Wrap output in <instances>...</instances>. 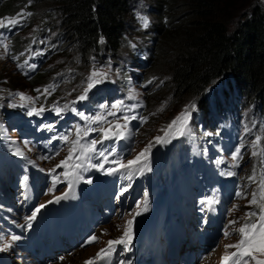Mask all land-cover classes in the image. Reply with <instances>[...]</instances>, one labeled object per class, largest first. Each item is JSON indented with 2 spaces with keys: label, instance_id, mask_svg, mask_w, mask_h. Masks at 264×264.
Returning <instances> with one entry per match:
<instances>
[{
  "label": "trees",
  "instance_id": "trees-1",
  "mask_svg": "<svg viewBox=\"0 0 264 264\" xmlns=\"http://www.w3.org/2000/svg\"><path fill=\"white\" fill-rule=\"evenodd\" d=\"M130 2L31 0L29 3V0H0L1 19L21 20L16 26L3 22L8 26L1 27L9 37L11 57L20 60L28 50L26 38L21 39L20 32L28 27L31 18L28 19L27 13L23 16L16 14L21 8L35 15L33 30L36 39L31 40L30 48L35 49L38 43L41 47L38 48L43 51L42 61L50 59L45 66L40 65L30 78L21 74L18 78L25 79L30 88H39L49 78L48 73L61 66L58 61L52 62L59 52L71 54L80 69L87 66L90 58L104 63L106 60L103 58L109 57L110 66L121 65L126 70L123 59H120L123 55L119 53L130 37L129 22L133 17ZM149 5L155 17L150 29L152 41L139 62L135 54L130 53L129 56L133 64L149 67L142 76L134 74L138 81L148 79L149 82L158 76L165 78L164 86L148 90L147 97L155 99L167 92V101L182 97L197 99V109L191 119L198 122L199 115L205 117L215 109L212 91L208 89L222 88L226 95L236 97L234 103L229 100L223 120L237 119L247 104L252 103L256 107L255 111L252 110L249 124L243 126L241 138L254 143L256 137H261L255 149L259 153L264 149V8L261 3L258 0H152ZM101 37L103 44L99 43ZM72 71L76 73L78 69L74 66ZM13 83L8 82L6 88L16 86ZM58 89L56 87L49 93V99L61 98ZM43 95L40 97L45 100ZM259 157L264 160V155L251 157L254 160L251 168L256 169ZM250 175H246L249 182L252 181ZM249 207L250 203L241 206L242 209ZM255 210L253 206L247 212Z\"/></svg>",
  "mask_w": 264,
  "mask_h": 264
},
{
  "label": "snow or ice",
  "instance_id": "snow-or-ice-1",
  "mask_svg": "<svg viewBox=\"0 0 264 264\" xmlns=\"http://www.w3.org/2000/svg\"><path fill=\"white\" fill-rule=\"evenodd\" d=\"M31 3V0H29ZM23 16L24 14H19ZM28 16H31L32 13H27ZM7 19V18H5ZM137 19L141 22V25L144 29H147L150 25V21L147 16H142L137 13ZM21 23L19 18H12L8 21V25L16 26ZM3 21H0V27H7ZM99 43L103 44V37L100 38ZM5 51L8 50L7 44H4ZM134 47V45H133ZM39 55V53L37 54ZM16 59V57H12ZM32 67L35 65H30L28 60L24 61V65L21 67ZM109 79V73L105 71H98L95 68L91 71V74L86 77L87 83L83 88L82 94H80L76 100L71 101L70 103H65L62 107L58 104H53L51 109L46 108L44 105H41L39 108L32 107L27 112L28 116H39L42 115L45 111H52L57 116L63 118L62 113L71 112L80 117L81 120L85 122V127H81L79 124L75 126V139L72 140L71 146L68 149L67 156L60 161L54 168L50 170V175L52 178V184L49 188V192H54L56 190L57 184L60 182H67L68 191L64 192L61 196L54 197V200H50L49 203L59 202L61 199H66L69 196L70 192H73L75 183L83 180V176L81 175L82 171H88L89 168H95L98 170L106 171V174H113L117 171H122L126 174V178L130 181L134 175L137 173L143 174L145 171H151L150 166V153L151 149L155 144L160 143H170L171 139L176 136H183L186 132H189V122L191 120V114L196 110V104L192 103L185 107L171 122L161 131L164 133L163 136H156L154 138V142H149L148 145L134 158L127 160L126 163L121 159H112L109 160V156L106 154V150L97 149L98 144H103L104 141L107 140H122L126 137L128 132L129 123L133 120H136L138 117L136 115H128L127 112H132L137 107V105H128L125 106L124 101H119L118 103H113L109 109L107 105H101V113L89 116L85 115L83 112L78 111L75 105L78 102H82L88 99V93L91 89H93L96 85L103 83L105 80ZM152 83V81H149ZM53 90H55V85L50 86ZM37 92L40 90L37 89ZM45 93L49 92V88L44 89ZM20 99L26 100L29 97L24 96L22 93L18 94ZM129 99H135V94L130 91ZM11 107H16L17 105H10ZM23 106V105H20ZM122 109H126L125 115H123L122 119L124 121L121 124L118 120L113 123L107 120L104 112L107 111L108 116H115L117 112ZM141 122H144L145 118H140ZM96 124L100 125L99 128H93L91 125ZM107 124V127L104 125ZM54 124L49 123L45 124L44 128L48 131L54 130ZM0 131H3V126L0 125ZM98 131L101 134V138L99 140L92 139L87 143H82V140L89 136L90 133ZM52 139H59L65 143L69 142L68 135H60L54 136ZM261 137H256V141L252 144V148L254 151L252 152L253 156L256 155H264V149H261L258 153L255 149H257L260 144ZM244 146L241 145L236 147L231 155V159L234 162L232 167H239V160L241 157V151ZM15 154L18 156H23L24 153L21 152L19 148L16 149ZM59 155V152L56 153ZM95 157L102 158L100 163H92V160ZM43 159H49L50 157H42ZM111 163L113 167L107 168L105 170V164ZM63 168L62 177L60 175H56L57 169ZM227 175H233L234 173L229 171L226 173ZM250 180H254L255 176H250ZM27 177H25V181ZM86 183H92L91 179L85 181ZM128 188H124L121 192L123 195L124 192H127ZM148 193L144 192L145 200L143 201V207L141 208L140 203L138 202L136 205V212L134 216H139L142 212H146L148 210V201H147ZM237 197L242 196L241 192L236 193ZM213 200L206 201L205 204L210 208ZM250 205L255 206V211H249L246 213V217L248 218L238 229L236 232L239 234V240L235 244L225 245L226 249H235L229 254H225L222 257L221 264H264V175L260 180V188L259 193H252ZM45 205L41 204L39 208L35 209L31 215L25 218L27 228L32 227V222L36 219L37 214L39 213L41 208H44ZM237 221L232 220L229 221L230 225L236 224ZM133 220L130 219L126 222V226L124 227L123 234L113 240H109L107 243V247L101 249L100 252L96 255V260H100L106 257L111 256L116 252V246H123L122 250H130V245L133 238ZM232 233L228 231H224L223 235L228 237ZM21 239L18 235H12L11 241H19ZM98 240L96 235H93L87 241L89 244ZM11 243H5L2 247H0V251H6L11 247ZM86 264H94L93 260H89ZM119 264H125V261H119Z\"/></svg>",
  "mask_w": 264,
  "mask_h": 264
},
{
  "label": "rangeland",
  "instance_id": "rangeland-1",
  "mask_svg": "<svg viewBox=\"0 0 264 264\" xmlns=\"http://www.w3.org/2000/svg\"><path fill=\"white\" fill-rule=\"evenodd\" d=\"M150 2H152V0H131L130 2V6H131L130 9L132 10L133 13L132 20L129 22L130 29L128 30L129 31L128 34L130 33L129 34L130 37L127 38V43H125V48H122L119 53L123 55L120 59H123V62L125 63L123 66L127 68V69L125 68L126 70H124L121 67V65L110 66V64L107 61L109 57L103 58L106 60L104 63L90 58L88 60L87 66L80 69L79 66L76 64V61H74V58L72 57L71 54L62 55L59 52L55 54L54 58H52V62L58 61V63H60L61 66L53 69L50 73H48L49 78L44 82L46 84L44 83L41 84L39 88H37V86L36 88H30L27 82L25 81V79L18 78V76L20 75L19 72L15 69V64L13 62V59L10 58L9 54L0 46V94L5 91L7 92L10 90H18L31 94L32 96H34V100L37 101L39 99V95L45 93L44 92L45 88H49V91L51 90L50 86L52 85L49 84L51 80L50 77L51 78L57 77L59 74H61L63 77L62 81L56 85V87L59 88L58 90L60 92V97H61L59 98V101L61 103V100L68 101L72 99L74 96L79 95L80 92L83 91V88L86 86L87 83L86 77L91 74V71L94 68L98 71L108 72L109 79L105 81L115 80L119 85L123 86V88L126 90L127 93L132 91L135 94V98H141L146 102L143 107V110L145 111L142 114H143V118H145L146 116L148 117H146L147 119L146 118L144 119L142 126L138 129L136 133V144L134 148L136 152L140 153L148 145L149 142L154 141V138L156 136L163 133L161 129H164L171 122V120L174 119L175 116H177L185 107H187L192 103L195 104L197 103V99H187L185 97H182L179 100L172 98L171 101H167L166 100L167 92H165L164 94L163 93L160 94L155 99L148 98L147 97L148 90H156V89L158 90L164 86V82H165L164 76L152 77L151 80H149L152 81V83H149L148 79L147 80L142 79L141 81H138L136 78H134L135 77L134 74H140V76H142L143 74L142 72H146L147 69L149 68V67L147 68V65L146 67L143 68L138 64H133V61H129L130 59L129 56L130 53L135 54V56L137 57L136 61L139 62L140 58H143L147 53L146 46L148 47V45L152 41L151 40L152 32L150 31V29L152 28V22L155 21V17L153 14H151L149 10L151 8L149 5ZM258 2L261 3L262 8H264V0H258ZM36 10L39 9L36 8ZM21 13L25 14L29 12L24 11L20 8L19 10H17L16 14H21ZM137 13H139L142 16L148 17L150 21V25L147 29H144L142 27L141 22L137 19ZM1 17L3 16H0V21L8 23L7 20L1 19ZM34 18H35L34 14L31 17L28 16V19H30V23L27 28H24L20 32L22 33L20 38L21 39L26 38V43H28L27 45L30 44L32 39H36V35L34 34V30H33V25H35ZM45 33H47V30L45 31ZM46 37H48V33ZM48 61L44 62L43 65L45 66L48 63ZM74 66L76 67V69H78L76 73L72 71L74 69ZM8 82L10 83L14 82L13 84L16 86H12L13 88H6L8 86L7 85ZM37 89H39L40 91L37 92L36 91ZM214 92L215 93L219 92L220 94H223V90L218 91L217 88L213 90V93ZM5 95L6 94L3 93L0 96V102L4 100ZM233 97H234L233 94L230 95V98L232 100ZM211 98L214 99L212 105H215V101L217 103L219 100L217 95H211ZM5 104L8 103H3L2 105ZM254 107L255 106L252 103H250L245 105V107L242 109L241 113L239 114L240 118L238 119L239 130H241L243 126L249 124V119L251 118L253 111H255ZM203 120L204 119L202 118V122ZM245 144H247L248 146L246 148L244 147V153L248 155L249 158L246 160L245 165L239 168V173L241 174V177L247 172L250 173L251 171L250 166L251 163L254 161L251 159V157L253 156L252 141L244 140V144L243 142H241L240 146L241 145L245 146ZM260 164H262L263 166L262 169H264V162L262 163V160H260L259 158L257 161V166ZM260 168L261 167L259 166V170H261ZM257 173H258L257 181H259V183L255 184V186L253 184L251 188L250 187L246 188L244 194L242 193V196L236 197V199L233 200V204L230 207V214L228 220L237 221L236 224L230 225L231 228L230 233L232 234L229 235L228 237H225L224 235L220 236V238L217 240V244H218L216 246L217 249L213 253L212 257H210V259L206 261L205 264L219 263L222 257L229 250H231V248L226 249L225 245L235 244L239 236L238 232H236V229H238L245 222L244 220L247 211L252 210L253 208L252 205L247 209H242L241 206H244L246 203H250L253 192H259L260 180L262 178V175H264L263 174L264 170L263 173L261 174L258 171ZM214 180H215L214 187L216 189L219 187L222 188L223 172L220 170L216 172L214 176ZM211 219L215 220V217H211ZM120 222H122V220L118 221V219L115 218L110 222L112 225L107 224L100 227V231L98 230V233L95 234L98 237L97 242L95 241L96 244L85 248H80V250L76 251V254H74L75 252L72 253L71 254L72 256L71 255L67 256V258L62 260L61 262H55V263L53 262L50 264L81 263L87 255L93 252L94 249L98 245H100L101 242L105 241L109 237L116 236V234L119 233L120 228L118 229L117 225L119 226Z\"/></svg>",
  "mask_w": 264,
  "mask_h": 264
},
{
  "label": "bare ground",
  "instance_id": "bare-ground-1",
  "mask_svg": "<svg viewBox=\"0 0 264 264\" xmlns=\"http://www.w3.org/2000/svg\"><path fill=\"white\" fill-rule=\"evenodd\" d=\"M100 227H102V226H99L97 229H96V232H95V234L96 233H98V230L100 231ZM92 245H94V244H90V245H87L86 247H88V246H92ZM85 248V247H84ZM217 249V248H216ZM77 250H80V248H77V249H75V253L74 254H76V251ZM78 253V252H77ZM73 254V255H74ZM72 256V255H71ZM85 261V260H84ZM55 263V262H54ZM79 264H83V261L81 262V263H79Z\"/></svg>",
  "mask_w": 264,
  "mask_h": 264
}]
</instances>
